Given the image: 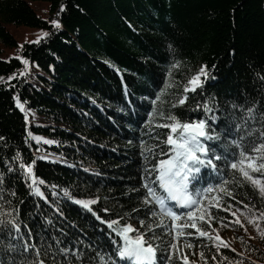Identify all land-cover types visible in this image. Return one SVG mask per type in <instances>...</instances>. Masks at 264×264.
Instances as JSON below:
<instances>
[{"label":"trees","instance_id":"obj_1","mask_svg":"<svg viewBox=\"0 0 264 264\" xmlns=\"http://www.w3.org/2000/svg\"><path fill=\"white\" fill-rule=\"evenodd\" d=\"M8 24L48 35L19 43ZM168 116L206 122L208 155L221 159L201 167L190 194L207 207L201 189L228 181L231 195H210L259 216L247 241L230 243L222 226L244 222L216 207L201 225L211 239H173L167 217L157 226L143 184L168 158ZM262 133L264 0H0V264H127L117 232L129 221L154 264H194L179 244L198 264H264V199L230 168L233 141L251 152ZM90 200L91 210L76 203Z\"/></svg>","mask_w":264,"mask_h":264},{"label":"snow or ice","instance_id":"obj_2","mask_svg":"<svg viewBox=\"0 0 264 264\" xmlns=\"http://www.w3.org/2000/svg\"><path fill=\"white\" fill-rule=\"evenodd\" d=\"M57 28L59 24L56 21L52 22ZM47 33H42L41 37H38V43L40 39L47 36ZM206 76L205 69L202 67L199 73L193 76L188 81V86L185 91H195L200 86V77ZM11 79V77L9 78ZM180 105L185 103L184 99H180L178 102ZM23 111V106L17 104ZM174 107L177 105H173ZM167 119L170 123L160 125L169 129V134L165 143L169 146V153L167 159H162L153 169L156 173L152 181L143 184L146 189V195L143 199L145 205H158L161 215V220L158 227L164 226L163 217H167L171 220V227L175 232L176 239L184 235L198 234L201 237H212L209 235L201 225L207 224L211 227V220L213 215L210 211L211 208H221L223 211L236 215L232 212L233 205L229 204L223 207L220 203V198L217 196H211L213 192H219L224 195H231L226 185L228 181H223L220 185L215 187H209L207 189H201L205 198L209 200V204L205 207L199 198V193L196 198L190 194L189 186L196 179L197 174L200 172L201 167L216 168L214 160L221 159L220 156H209L208 147L204 143L205 140L213 139L212 136L206 131V122L194 121V122H182L175 116H168ZM264 136V133L261 134ZM218 139V137H215ZM237 147L241 148L239 155H234L233 161L230 163V168L234 173H239L240 180L242 182H248L256 189L262 199H264V141L258 145H253L251 152L246 151L237 141H233ZM206 157V158H205ZM25 168V171L31 175V166L21 165ZM258 174V175H256ZM43 183V181H37L33 178V184ZM36 195H42L38 189H35ZM163 193V194H161ZM84 208L90 209V205L96 203L95 200L90 201H76ZM172 203L170 207L169 204ZM175 206L186 208L188 211L184 213H177L173 210ZM247 208L248 206L245 205ZM239 211V209H237ZM156 212H152V216L155 217ZM264 219V212L261 213V217ZM187 220V223H177L178 221ZM239 223V220L235 221ZM253 219H249V223H253ZM118 221H112L109 227L118 225ZM142 227H148L144 221H141ZM184 228H191L194 232L185 233ZM133 233L135 235H133ZM118 235L123 239V245L119 248V256L121 259L130 261V264H154L156 249L153 244L145 239V235L140 233L139 230L133 228L131 225H124L118 228ZM171 234V233H169ZM218 238V237H217ZM227 246V245H225ZM191 247V245H187ZM172 249H176L177 245L173 243ZM173 257H168L171 260ZM185 261L187 257H183Z\"/></svg>","mask_w":264,"mask_h":264},{"label":"rangeland","instance_id":"obj_3","mask_svg":"<svg viewBox=\"0 0 264 264\" xmlns=\"http://www.w3.org/2000/svg\"><path fill=\"white\" fill-rule=\"evenodd\" d=\"M38 11H39L40 14L44 15V12L40 8H39ZM3 22L6 23L4 19H3ZM7 27L11 31V33L14 35L15 39L17 40V42H19V43H21L23 41H30L33 38L37 39L38 37L41 36V32L35 31V30L31 29V28L18 26V25L15 26V25H12V24H8ZM27 31H30V32L34 33L35 36L34 37H24V36L27 35ZM198 73L199 72L195 73L193 76L197 75ZM202 77L203 76L200 77V83L202 81ZM263 206H264V204H263ZM242 208H238V206H237L232 211L235 212L236 215L240 217L242 222H244L243 226L239 225L236 228L234 225H231L230 223H227V222L222 226L223 229L225 228V230L223 231L225 233L224 235H225V237H227V238L229 237L230 238V243L231 244H233L235 239H237V238H239L240 240L247 241L245 238H247L249 235L253 234L255 231L256 232L260 231L259 228L257 227L258 226L257 220H258L259 216L257 214H253L252 216H248L243 211L244 208L243 209ZM237 209H239V211H237ZM249 219H253L255 221V225H256L255 227H254V225H251V223H249ZM131 225L133 227H139L138 223L135 222V221L132 222ZM179 248L182 251V253L180 255H185L188 259L194 258L195 263L197 262V260H198L197 255H200L199 252H197L195 250H193V252H191L190 251L191 247H188V249H189L188 250L186 248V246H184L183 244H179Z\"/></svg>","mask_w":264,"mask_h":264}]
</instances>
